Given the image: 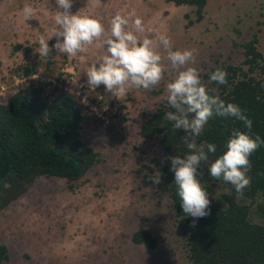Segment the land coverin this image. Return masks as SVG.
<instances>
[{
    "label": "rangeland",
    "instance_id": "rangeland-1",
    "mask_svg": "<svg viewBox=\"0 0 264 264\" xmlns=\"http://www.w3.org/2000/svg\"><path fill=\"white\" fill-rule=\"evenodd\" d=\"M26 4L38 19L23 20ZM54 10L55 0H0V104L18 91L46 102L72 94L82 111L80 139L99 161L75 182L40 175L2 207L0 244L8 257L1 264H189L169 192L150 178L159 176L153 165L160 155L158 137L139 133L176 74L166 50L157 49L166 69L158 85L115 97L103 84L87 83V69L105 49L93 44L75 58L55 49L39 56L38 37L47 38L54 27ZM194 10L166 0H73L71 8L94 14L106 29L116 12L134 11L146 29L138 35L155 39L148 29L165 31L174 50L195 51L193 66L204 84L210 82L205 75L219 65L241 62V43L253 35L264 55V0H207L200 21ZM54 43L55 37L49 46ZM226 192L220 185L210 203H220ZM238 197L250 206L249 220L260 223L255 215L260 197L250 199L244 191ZM140 228L155 237V247L132 241Z\"/></svg>",
    "mask_w": 264,
    "mask_h": 264
},
{
    "label": "trees",
    "instance_id": "trees-1",
    "mask_svg": "<svg viewBox=\"0 0 264 264\" xmlns=\"http://www.w3.org/2000/svg\"><path fill=\"white\" fill-rule=\"evenodd\" d=\"M166 2L193 6L195 21H200L207 0ZM256 42L253 35L241 43V62L218 66L226 72L227 84L210 80L204 85L226 102L239 105L252 121L253 136L264 139V55ZM211 73L206 74V78H210ZM167 111L172 109L165 99L141 122L139 133L144 138L158 137L160 155L153 165L158 167L160 182L169 192L189 264H264V145L250 156L251 182L243 190L250 199L260 197L255 215L261 222L255 223L248 218L250 206L241 203L240 193L234 186L222 178L211 177L208 171L214 159L225 150L232 129L243 128V123L231 117L211 118L196 143L197 148L203 146L206 153L207 144L213 143L217 152L207 153L209 159L201 162L197 169L198 178L209 197L216 196L220 185H224L227 192L220 196V203H210V214L206 217L186 216L169 158L183 157L190 150L182 139L185 131L174 129L172 122L164 119ZM81 120L82 111L74 96L67 92L46 102L36 93L18 91L5 104H0V210L40 175L75 182L99 161L98 153L80 139ZM194 219L195 227L192 226ZM132 241L149 248L157 243L143 228L133 233ZM7 257L5 244H0V264Z\"/></svg>",
    "mask_w": 264,
    "mask_h": 264
},
{
    "label": "clouds",
    "instance_id": "clouds-1",
    "mask_svg": "<svg viewBox=\"0 0 264 264\" xmlns=\"http://www.w3.org/2000/svg\"><path fill=\"white\" fill-rule=\"evenodd\" d=\"M73 0H55V10L51 15L54 27L47 38L38 37L40 57H48L55 51L75 58L88 51L95 44L105 49L87 69L89 87L104 85L105 91L115 97L127 94L132 89H151L164 78L165 66L161 53L162 45L167 52L175 76L166 84L165 99L172 111L165 113L164 119L172 122L174 129H183L182 139L190 151L185 156H172L171 170L174 171V183L180 198L182 211L186 216L203 218L210 214L209 195L198 178V167L209 159L207 153L215 154L217 147L213 143L197 148L196 138L201 135L208 121L216 117L234 118L243 123V128H234L226 140L225 150L209 166L213 178H222L242 193L250 185L248 175L250 156L261 146L264 139L252 134V121L239 105L226 102L208 89L201 80L199 70L193 66L195 51L192 49H173L171 40L165 31L148 29L155 37L140 36L146 31L142 18L134 11L127 15L116 12L109 21V27L94 14L71 11ZM23 20L37 18L31 5L22 9ZM55 37V43L49 46V40ZM227 74L217 68L210 74V80L220 85L227 84ZM154 184L160 183V177H150ZM195 219L192 226L195 227Z\"/></svg>",
    "mask_w": 264,
    "mask_h": 264
},
{
    "label": "bare ground",
    "instance_id": "bare-ground-1",
    "mask_svg": "<svg viewBox=\"0 0 264 264\" xmlns=\"http://www.w3.org/2000/svg\"><path fill=\"white\" fill-rule=\"evenodd\" d=\"M141 222V221H140ZM142 225V224H141Z\"/></svg>",
    "mask_w": 264,
    "mask_h": 264
}]
</instances>
